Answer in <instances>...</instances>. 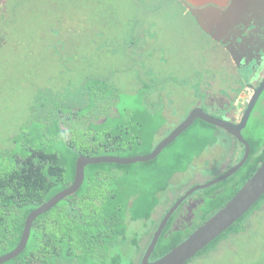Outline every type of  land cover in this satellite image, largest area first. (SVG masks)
I'll return each instance as SVG.
<instances>
[{"label":"trees","instance_id":"obj_1","mask_svg":"<svg viewBox=\"0 0 264 264\" xmlns=\"http://www.w3.org/2000/svg\"><path fill=\"white\" fill-rule=\"evenodd\" d=\"M11 1L0 0L4 29L0 37L21 18L20 5ZM80 90L82 99L64 108L57 88L49 90L50 95L43 89V96L49 98L38 109L42 114L23 125L12 147L0 153V257L19 246L30 214L74 183L81 156H144L175 128L168 125L162 104L151 98L148 87L123 93L93 76L83 80ZM244 136L252 149L249 160L235 175L205 190V203L197 211L201 221L195 228L232 200L264 161V93ZM232 138L243 147L240 161L244 146L198 119L156 159L88 165L80 190L39 216L24 252L4 264H141L162 218L182 195L185 184L176 182V177L211 169L219 158L207 155L220 139L232 142ZM199 159L205 160L204 167H198ZM259 211L264 212V196L187 264L247 232L249 219ZM174 220L175 216L151 261L188 238L191 229L173 230ZM124 244L131 250L118 248Z\"/></svg>","mask_w":264,"mask_h":264},{"label":"rangeland","instance_id":"obj_2","mask_svg":"<svg viewBox=\"0 0 264 264\" xmlns=\"http://www.w3.org/2000/svg\"><path fill=\"white\" fill-rule=\"evenodd\" d=\"M12 1L20 5L21 18L0 37V153L12 147L23 125L42 114L38 109L49 98L43 96V89L57 88L63 107L72 108L74 101L82 99L83 80L93 76L123 93L148 87L172 128L205 98L209 104L228 105L232 100L231 110L248 106L253 90L245 89L246 73H234L227 48L198 27L176 0ZM230 142L219 140L207 155L219 161L209 170L202 169L201 178H195L193 170L186 177L178 175L176 182L192 186L220 175L228 165L229 151L242 150L233 138ZM197 165L204 167L205 160L199 159ZM248 222L247 232L221 242L216 251L189 264H264V212L255 213ZM118 248L131 250L126 244Z\"/></svg>","mask_w":264,"mask_h":264},{"label":"water","instance_id":"obj_3","mask_svg":"<svg viewBox=\"0 0 264 264\" xmlns=\"http://www.w3.org/2000/svg\"><path fill=\"white\" fill-rule=\"evenodd\" d=\"M193 1V0H188ZM194 5L195 2H192ZM202 5V4H201ZM190 13L197 24L206 32L208 35L212 36L215 41L221 42L222 39L215 34L212 29L213 26H218L223 30L229 31L230 27H234V24H229L234 13L232 11L224 12L216 8H206V9H194L190 8ZM254 29L253 31H260L261 27L259 24L254 23L251 25ZM249 26V28L251 27ZM242 29V27H240ZM245 33L242 30V35ZM243 36H239L234 39L233 43L236 42V46L244 45ZM229 41H224L223 43L227 46L229 50ZM256 43V42H255ZM251 49H254V45ZM259 43V42H258ZM234 45V44H233ZM249 47V46H248ZM264 41L262 43V48L259 49V54L264 58ZM235 58V57H233ZM236 60V58H235ZM264 93V81L257 88L252 99L249 101L248 107L244 112L241 121L233 122L227 116L218 117L209 111H207L202 106L195 107L181 122L177 127H175L172 132L167 135L160 143L156 146L155 150L144 156L135 157H117V156H81L77 162L76 179L74 183L65 189L64 191L58 193L51 200L43 204L40 208L36 209L30 214L27 219L25 231L19 246L12 252L5 254L0 257V264L11 261L12 259L18 257L26 249L31 236V230L36 219L42 214L48 212L59 204L65 198L77 193L81 186L84 184L86 179V168L91 164L99 163H117V164H135L143 161H151L156 159L164 149H166L170 144H172L179 136H181L185 131H187L198 119L203 120L213 126H216L224 130L229 135L233 136L237 141H239L245 148L244 156L241 161L232 167L224 175L210 181L207 184L197 186L189 190L165 215L158 230L155 232L153 240L148 247L145 255L143 256L141 264H187L189 261L194 259L201 251H203L209 244L220 237L224 232H226L230 227H232L238 220L245 216L254 205L264 196V161L259 166L257 172L245 183V185L240 189V191L235 195V197L230 200L222 209H220L215 215H213L204 225L196 229L186 240H184L180 245L176 246L168 254L162 258L151 261L152 255L162 237L165 229L167 228L173 215L179 208V206L194 193L211 188L224 180L235 175L242 167L247 163L251 155V145L246 140L244 136V130L247 128L249 121L253 115V112Z\"/></svg>","mask_w":264,"mask_h":264},{"label":"flooded vegetation","instance_id":"obj_4","mask_svg":"<svg viewBox=\"0 0 264 264\" xmlns=\"http://www.w3.org/2000/svg\"><path fill=\"white\" fill-rule=\"evenodd\" d=\"M178 3L181 4V6L185 9L186 12L190 13V8L194 9H206V8H216L224 12L232 11L234 15L232 16V19L229 21V24H234V27H230L229 31L226 32V30H223L221 28H217L218 26H213L212 29L215 31V34L219 36L222 41L218 42L219 45L227 48L228 45H225L224 41H229V44H232L234 39L243 36L244 38V45L243 46H236V42L232 45H229L228 54L230 57L231 63L234 64V73L237 74V71L242 73H246L248 76V82L249 85H247V90H253L252 94L249 95L247 98L248 104L249 101L252 99L253 95L255 94L257 88L262 84L264 81V58L261 54H259V49L262 48V43L264 41V0H193L195 2L194 5L193 1L188 0H176ZM202 4V5H201ZM191 14V13H190ZM195 19V17H194ZM196 21V20H195ZM197 23V22H196ZM257 23L261 27V30L256 32L253 31L252 24ZM249 26H251L249 28ZM242 27V29H240ZM242 30L245 33L242 35ZM213 38V37H212ZM215 41V40H214ZM256 42V43H255ZM259 42V43H258ZM252 43L257 44L254 45V49H251ZM249 46V47H248ZM264 49V48H263ZM235 57V58H233ZM244 94V90H242ZM231 94L225 95V97H229ZM241 95V94H240ZM246 96V95H245ZM232 96H230V99ZM262 98V97H261ZM237 100V98H236ZM233 101V102H236ZM226 100L223 99V102ZM260 101V100H259ZM232 103V100L229 101L228 105L220 104V102H212L207 103L204 102L203 107L206 109H210L217 114L218 117H227L233 121V122H239L237 121V113L239 109H230V105ZM259 103V102H258ZM201 105V104H200ZM258 105V104H257ZM229 106V107H228ZM238 106V105H237ZM248 107V106H247ZM257 107V106H256ZM219 110H221V113H219ZM256 110V108H255ZM255 110L253 114L255 113ZM208 111V110H207ZM245 111V110H244ZM244 115V114H243ZM253 116V115H252ZM243 117V116H242ZM241 121V120H240ZM235 141V140H233ZM236 143V141H235ZM242 147V146H241ZM241 148L237 149V147L229 151L228 156L226 157V161L228 165L224 167L222 173L218 175L217 177L210 179L209 181L203 183H199L192 186H187L188 184L183 185L182 195L177 199L176 202L168 209V211L192 188H195L200 185H204L209 183L210 181L224 175L226 172H228L232 167L237 165L240 161H238L239 156L242 155ZM238 152V153H237ZM241 154V155H240ZM244 156V155H243ZM237 157V161L233 163V159ZM243 158V157H242ZM237 163V164H235ZM217 165V163H213V166ZM205 169V168H204ZM204 172L197 173L196 177L201 178L203 176ZM220 184V183H219ZM213 187V186H212ZM209 189V188H208ZM205 190H200L196 193H194L192 196H190L188 199H186L177 209L175 214V220L173 223V230H187L188 228L190 230L189 236L200 226L195 228V223L199 222L201 220L198 219L197 211L201 205L205 203ZM202 191L204 193H202ZM166 212V214L168 213ZM165 214V215H166ZM162 217V216H160ZM159 217V218H160ZM165 217V216H164ZM162 218V220L164 219ZM173 218V217H172ZM161 220V222H162ZM186 221H189V223H186ZM160 222V224H161ZM188 236V237H189Z\"/></svg>","mask_w":264,"mask_h":264},{"label":"crops","instance_id":"obj_5","mask_svg":"<svg viewBox=\"0 0 264 264\" xmlns=\"http://www.w3.org/2000/svg\"><path fill=\"white\" fill-rule=\"evenodd\" d=\"M184 13L187 14L188 12L185 11ZM191 16H192V15H191ZM192 17H193V16H192ZM193 18H194V17H193ZM197 25H198V24H197ZM247 89H249V88H247ZM241 92L243 93V91H241ZM241 92H240V93H237V94H238V97H237V101H238V102L240 101L239 99H240L241 96H242V93H241ZM237 94H236V95H237ZM240 94H241V95H240ZM221 95H223V94H221ZM233 95H234V94H233ZM204 100H207V101H208V98L202 99L200 103H196L195 105H193V106H192V107H193L192 110H193L195 107L199 106L200 104H201L200 106L203 107V104H202V103H204ZM212 102H216V101H212ZM246 107H247V105H246L244 108H241L240 105H238V106H236L235 108H236V109H239V111H240V109H243V110H242V113H244V112H245L244 110L247 109ZM192 110H191V111H192ZM206 110H208V109L206 108ZM209 110H210V109H209ZM191 111H189V113H190ZM210 111H211V110H210ZM210 111H209V112H210ZM239 111H238V112H239ZM187 116H188V115H187ZM227 116H228V115H227ZM240 117H241V116H240ZM184 120H185V119H184ZM237 153H238V152H237Z\"/></svg>","mask_w":264,"mask_h":264}]
</instances>
